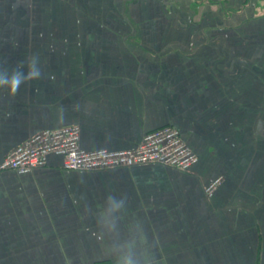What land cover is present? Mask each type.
Here are the masks:
<instances>
[{"label":"crops","instance_id":"obj_1","mask_svg":"<svg viewBox=\"0 0 264 264\" xmlns=\"http://www.w3.org/2000/svg\"><path fill=\"white\" fill-rule=\"evenodd\" d=\"M16 72L0 163L71 124L88 150L173 125L199 160L0 169V264H264V0H0V81Z\"/></svg>","mask_w":264,"mask_h":264},{"label":"built area","instance_id":"obj_2","mask_svg":"<svg viewBox=\"0 0 264 264\" xmlns=\"http://www.w3.org/2000/svg\"><path fill=\"white\" fill-rule=\"evenodd\" d=\"M50 154L61 156L66 169L78 171L105 170L147 163H160L190 171L199 160L180 129L173 125H165L147 132L141 142L133 148L88 150L81 145L80 126L71 124L59 128H45L33 133L5 156L0 163V169L28 174L47 164ZM221 182L222 177L210 181L205 188L207 194L212 195Z\"/></svg>","mask_w":264,"mask_h":264},{"label":"clouds","instance_id":"obj_3","mask_svg":"<svg viewBox=\"0 0 264 264\" xmlns=\"http://www.w3.org/2000/svg\"><path fill=\"white\" fill-rule=\"evenodd\" d=\"M21 65H18V67H20ZM35 78H39V74L38 73H34V72H30L27 80L28 79H35ZM24 81H25V78H23L22 75L19 72H16V73L13 74L10 82H8V81H0V84L9 83L10 91L15 93L18 90L20 84L23 83Z\"/></svg>","mask_w":264,"mask_h":264}]
</instances>
